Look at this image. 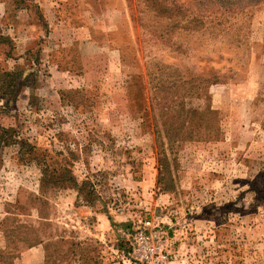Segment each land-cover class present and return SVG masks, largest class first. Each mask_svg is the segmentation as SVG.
<instances>
[{
    "label": "rangeland",
    "instance_id": "374dc122",
    "mask_svg": "<svg viewBox=\"0 0 264 264\" xmlns=\"http://www.w3.org/2000/svg\"><path fill=\"white\" fill-rule=\"evenodd\" d=\"M74 5L97 44L61 51L66 101L37 67L0 97V264H264V0Z\"/></svg>",
    "mask_w": 264,
    "mask_h": 264
},
{
    "label": "crops",
    "instance_id": "0c3cea01",
    "mask_svg": "<svg viewBox=\"0 0 264 264\" xmlns=\"http://www.w3.org/2000/svg\"><path fill=\"white\" fill-rule=\"evenodd\" d=\"M74 4L75 0H0V62L7 64L9 69L20 65H29L30 70L39 68L42 91L60 102L66 101L61 90L69 88L73 80V75L66 76L78 69L75 65H66L61 51L88 50L87 57L83 52V62H86L90 61V53L97 44L93 34L97 20L94 7L80 9ZM72 8L75 12L79 10L74 14ZM39 39H42V57L36 64L32 62L33 47ZM259 68L260 64L252 67L251 74ZM83 69L94 67L85 65ZM33 91L32 86L25 84L19 100H26ZM16 264H46L44 245L36 244L23 251Z\"/></svg>",
    "mask_w": 264,
    "mask_h": 264
},
{
    "label": "trees",
    "instance_id": "16d2710c",
    "mask_svg": "<svg viewBox=\"0 0 264 264\" xmlns=\"http://www.w3.org/2000/svg\"><path fill=\"white\" fill-rule=\"evenodd\" d=\"M37 60L35 57L32 58V62H35L37 64ZM36 71L35 70H30L28 68H21L20 66L14 68V69H5V77H11L12 78V82H11V87L12 89L10 90L11 93H14L13 97L11 98V96H6L5 91H3V94L0 95L1 99L3 100V104L4 105H9L13 99H15L16 94L19 93V91L25 86V82L28 78V76H30V74H35ZM0 130H1V135H0V144H9L12 141L10 140V134L7 131L6 128H4L3 126H0ZM7 135V139L2 140L4 138V136ZM23 142V141H21ZM45 251H46V245H44Z\"/></svg>",
    "mask_w": 264,
    "mask_h": 264
},
{
    "label": "built area",
    "instance_id": "2783aa9c",
    "mask_svg": "<svg viewBox=\"0 0 264 264\" xmlns=\"http://www.w3.org/2000/svg\"><path fill=\"white\" fill-rule=\"evenodd\" d=\"M135 239L141 246L143 245V249L144 250H145L146 247H148V245H149V236L146 234V232L140 231V232L136 233Z\"/></svg>",
    "mask_w": 264,
    "mask_h": 264
}]
</instances>
